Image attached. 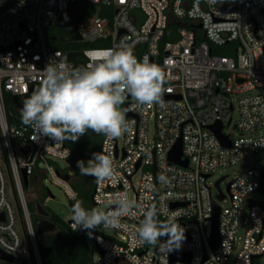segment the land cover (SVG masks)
I'll list each match as a JSON object with an SVG mask.
<instances>
[{
    "label": "built area",
    "instance_id": "2783aa9c",
    "mask_svg": "<svg viewBox=\"0 0 264 264\" xmlns=\"http://www.w3.org/2000/svg\"><path fill=\"white\" fill-rule=\"evenodd\" d=\"M76 3L100 7L75 23L82 36L76 42L101 45L66 49L49 44L45 29ZM140 13L145 15L142 22ZM118 45H127L138 60L159 65L165 74L163 94L178 97L150 107L137 106L127 97L123 106L131 131L124 133L123 143L99 135L101 144L91 152V157L110 154L116 168L113 179L96 182L93 202L107 203L104 211L115 210L112 197L127 193L144 210L155 206L161 222L177 218L186 237L168 255L159 243L153 251L149 244L140 245L136 233L143 216L141 208L134 207L120 217L119 227L96 229H114L119 237L96 234L102 252L98 250L94 264H256L264 255V208L251 194L259 189L263 166L238 173L222 199L214 190L216 183L208 180L221 168L264 149V93H253L264 89V0H0V250L14 256V263L26 259L42 264L24 173L27 186L49 173L70 201L79 196L70 173L54 164L55 159H70L66 140H37L20 112L7 110L5 95L23 97L32 84H41V70L60 59L57 52L66 63L87 67ZM215 46L236 54H218ZM71 51L82 54L70 60ZM219 122L230 147L210 127ZM230 127L236 136L226 132ZM180 139L183 158L189 160L186 167L169 161ZM160 175L167 183L158 180ZM221 200L229 204L222 206ZM215 203L220 206V243L213 249ZM71 221L72 216L69 226L86 236L87 231ZM173 254L189 258L173 259ZM0 264H8L1 253Z\"/></svg>",
    "mask_w": 264,
    "mask_h": 264
},
{
    "label": "clouds",
    "instance_id": "9594fccd",
    "mask_svg": "<svg viewBox=\"0 0 264 264\" xmlns=\"http://www.w3.org/2000/svg\"><path fill=\"white\" fill-rule=\"evenodd\" d=\"M56 56L60 59L45 65L40 87L22 102L20 109L22 123L34 129L37 140L47 137L54 143L75 142L88 131L108 139L119 138L131 131L125 119L127 109H121L128 96L137 101V106L164 105L163 69L147 58L138 60L127 45L104 51L87 67L66 63L59 52ZM77 167L81 175L93 176L97 183L113 179L116 173L110 154L103 152L93 153L87 162L78 160ZM158 180L167 183L163 175ZM110 203L115 210H88L83 201L77 200L71 222L91 235L100 227H119L120 217L134 207L141 208L127 193H116ZM141 214L136 233L140 245L159 243L160 251L167 255L180 248L185 236L177 218L161 222L155 206L141 208ZM165 236L168 238L162 242L160 238Z\"/></svg>",
    "mask_w": 264,
    "mask_h": 264
},
{
    "label": "rangeland",
    "instance_id": "374dc122",
    "mask_svg": "<svg viewBox=\"0 0 264 264\" xmlns=\"http://www.w3.org/2000/svg\"><path fill=\"white\" fill-rule=\"evenodd\" d=\"M72 16L75 17L76 14L81 10V7L78 5V3L72 5ZM93 11L98 13L100 11V7L98 5L93 6ZM140 22H142L145 18V15L143 13H140ZM69 18V17H68ZM79 22V21H77ZM76 22V23H77ZM45 37L49 44H51V41L53 42H60L65 43L67 42L70 46H73L74 43L80 44L82 48H86L91 46V44H87L84 42H76L74 40L73 32L69 28V26L66 24V22H62L58 25L53 24L51 27H48L45 29ZM52 45V44H51ZM215 52L218 54H230L235 55L236 52L228 47H218L215 46ZM253 93H264V89L258 88L253 91ZM121 109H124V106L121 105ZM237 114L234 115L236 118ZM125 119H126V113H125ZM227 133H230L232 136H236V131L234 128L230 127L226 129ZM264 133V129L262 130ZM102 138V136H101ZM124 134L119 137L120 143H123ZM0 149L2 150V146L0 143ZM2 163L5 164V158L2 155ZM54 164L56 167L60 168L64 172H69L72 178L76 177V170L72 166L71 163L67 161V159H55ZM264 166V149H262L261 152L256 153L255 155L249 157L248 159L238 163L237 165L233 166H227L225 168H221L217 172H215L210 178L209 182L211 184H215L217 180L222 178L220 182V188L223 193H228V184L231 180H233L236 175L242 171H245L248 168L251 167H262ZM139 179V174H137L134 178V181L136 182ZM72 183V180H71ZM73 185V184H72ZM26 195L28 198L29 206L31 207V210L33 212L32 204L35 205L36 203L40 202L50 213H54L58 215L61 219H63L66 223H68V220L72 216V206L70 205L71 201L68 198L67 194L65 193L64 189L56 184L53 181V177L49 173H45L42 176V179L39 181H36L35 179H32L29 186H25ZM214 190L220 191V189L217 186H214ZM251 197L258 201L260 206L264 208V193L263 191L260 192L259 190L254 191L251 194ZM81 201H83V207L85 209L91 210L93 208H97L100 210H105L107 208V203H103L100 205H95L92 198H80ZM220 204L222 206H226L229 204L228 200H221ZM37 214H33V217H35ZM103 234L106 236H116L119 237L117 234V231L111 228H105L96 230L94 229L92 231V234L89 235L86 232V241L87 244L90 246V248L93 251L94 256L96 257L98 254V248L96 243V234ZM149 248L151 251H153L154 245H149ZM256 264H263L264 263V255L256 260Z\"/></svg>",
    "mask_w": 264,
    "mask_h": 264
},
{
    "label": "trees",
    "instance_id": "16d2710c",
    "mask_svg": "<svg viewBox=\"0 0 264 264\" xmlns=\"http://www.w3.org/2000/svg\"><path fill=\"white\" fill-rule=\"evenodd\" d=\"M78 5L81 7V10L75 15V17L72 16L71 13L72 6L66 13L67 17H69L68 20H71L74 23L85 19L87 16L95 12L93 11V6L88 3H78ZM51 44L56 47L66 49H82V46L77 43L70 46L67 42L60 43L51 41ZM91 45L101 44L97 42ZM165 84L166 82L164 85ZM40 85V83L32 84L29 93L23 97L5 95L7 110L9 112L19 113L20 109L18 108V105L28 98L35 89L39 88ZM101 141V136L96 135L92 131H88L75 142L66 140L67 145H69L72 149L70 163L76 170V177H71V180L73 186L78 191V200L83 197L87 199L92 198L96 179L93 176L81 175L77 167V161L83 160L87 162L91 158V152L99 148ZM32 207L33 212L29 206L32 215L37 214L35 205L32 204ZM48 219L56 223V228L52 232L42 234L37 233L38 247L42 264H94L93 251L81 234L73 230L68 223L54 213H50ZM30 264L34 263L31 262Z\"/></svg>",
    "mask_w": 264,
    "mask_h": 264
},
{
    "label": "water",
    "instance_id": "95a60500",
    "mask_svg": "<svg viewBox=\"0 0 264 264\" xmlns=\"http://www.w3.org/2000/svg\"><path fill=\"white\" fill-rule=\"evenodd\" d=\"M62 22H66V24L69 26V28L73 32V36H74L75 41H80L82 39V36L78 30L77 25L74 22H72L71 20H67L66 12H61L60 15L58 16V18L55 20L54 24L58 25ZM198 27L201 28L202 23H199ZM206 38H207V34H206V32H204L203 39L205 40ZM78 54H82V52L81 51L69 52L70 60H73L74 57ZM7 95L11 96V92H7ZM128 97H131V96H128ZM177 97L178 96L171 95V94H163V99H172V98H177ZM20 107H22V104L18 108L20 109ZM126 109H127V107H126ZM210 127L217 134V136L220 138V140L222 141V143L225 146H228V147L231 146L230 139H228V137L222 133V129H223L222 123L219 122V123H216ZM182 149H183V143H182V139H180L175 144L172 151L170 152V155H169L170 163H177V164H180V165L185 166V167L188 166L189 160L183 158ZM67 161L70 163V159H67ZM139 165H140V163L138 164V167H139ZM154 169H155V167H154ZM23 176H24L25 185L27 186L28 185V176L26 175V173H24ZM64 177L68 179L69 175L66 174V175H64ZM221 180H222V178H220L219 180L216 181V186L220 189L221 194H219V197L222 199L225 197V195L222 194V190L220 188ZM263 185H264V166L262 168V177H261L260 186L258 189L260 192L263 191ZM92 200H93V195H92ZM76 201L77 200L71 201L70 205L73 207L74 204L76 203ZM251 204H254V200H251ZM175 205H177V204H174V206ZM36 213H37V215L34 217V223H35L36 230L39 234L52 232L55 230L56 223H54L48 219V216L50 213L40 202L36 203ZM219 214H220V206L215 203L214 214L212 217L213 229H212V235L210 238V244H211L213 249H215L220 243ZM82 237L86 239V236L84 234H82ZM98 250L100 252H102L101 249L98 248ZM0 253H1V258L4 259L5 261H7L8 264H28V260H26V259L23 260L21 263H14V260H15L14 256L6 254L2 250H0ZM177 258L188 259L189 254H173V259H177ZM206 258H207V256L205 255V259Z\"/></svg>",
    "mask_w": 264,
    "mask_h": 264
}]
</instances>
